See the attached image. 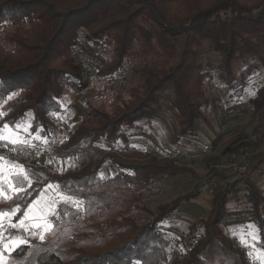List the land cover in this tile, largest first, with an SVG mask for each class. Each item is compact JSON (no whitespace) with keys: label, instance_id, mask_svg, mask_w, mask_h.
Listing matches in <instances>:
<instances>
[{"label":"trees","instance_id":"obj_1","mask_svg":"<svg viewBox=\"0 0 264 264\" xmlns=\"http://www.w3.org/2000/svg\"><path fill=\"white\" fill-rule=\"evenodd\" d=\"M0 27V103L22 92L5 105L4 120L16 125L32 113L33 132L47 127L62 109L66 89L77 83L74 58L82 37L99 52L103 62L97 75L103 79L122 70L134 48L145 57L128 101L113 112L91 104L67 129L56 152L73 166L60 174L28 165L41 179L11 205H0L3 211L26 207L51 183L84 203V210L60 203L54 233L12 252L10 264H253L247 249L233 243L221 226L233 183L215 194L201 230L175 237L162 223L199 192L178 196L156 211L142 206L155 179L174 175L178 167L155 155L141 162L123 158L116 143L165 106L178 117L177 138L194 134L200 110L195 99L204 95L207 78L217 77L239 92L248 76L264 68V0H0ZM205 41L220 56L215 70L202 56ZM237 61L243 65L239 74ZM28 159L19 157L24 164ZM108 161L120 170L105 177L101 168ZM246 184L264 250V196L254 183ZM134 207L150 218L140 224ZM22 216L18 212L16 219Z\"/></svg>","mask_w":264,"mask_h":264},{"label":"rangeland","instance_id":"obj_2","mask_svg":"<svg viewBox=\"0 0 264 264\" xmlns=\"http://www.w3.org/2000/svg\"><path fill=\"white\" fill-rule=\"evenodd\" d=\"M241 1L249 4L256 2ZM202 48V56L211 63V69L215 70L220 56L209 48L207 41L203 43ZM140 54L139 49L134 48L124 68L115 75L103 79L97 75L98 67L103 62L102 58L93 45L82 37L76 46L74 58L77 83L66 89L60 100L62 109L52 114L45 128H39L35 132L31 128L27 132L19 130L20 139L31 141L29 147L16 146L13 150V145L0 140V145L3 146L0 148V157L4 158L2 162L4 169L0 175H8L13 163L23 165L30 173L32 181L40 180L41 176L28 165H45L60 174L71 168L73 166L71 160L59 156L56 152L66 138L67 129L78 124L88 113L91 104L104 105L108 111L113 112L117 104L130 99L131 87L138 84L141 79L139 69L145 57ZM242 68L240 61L235 62L237 74ZM203 88L204 95L195 99L200 103V110L194 134L177 138V132L180 130L178 117L170 107L165 106L150 121L140 122L138 127L123 132L116 143V152L123 158L137 162H141L148 155H155L160 159L173 161L178 167L174 175L156 178L153 188L144 193L140 204L151 211H156L160 204L178 196L193 191L199 192L162 223V227L175 237L187 235L193 230H201L200 221L207 217L215 194L226 184L233 183L232 193L226 203V216L221 226L233 243L243 247L236 237L242 231L246 233L247 226L253 225L258 236L256 247L264 251L258 245L259 233L250 216L251 210L246 196L247 180L254 183L256 189L264 196V68L248 76L239 92L225 88L224 83L217 77L207 78ZM21 94L22 92L10 94L5 102L0 103V112L4 113L0 116V128L8 124L10 128L15 129V125H10L4 120L6 116L4 107ZM32 117V113H29L18 123L29 122L32 125ZM36 136H40L41 139H36ZM10 154L15 155V158L9 157ZM22 154L29 156L25 164L19 160ZM238 161V169L234 170L231 163ZM228 164L230 166L224 167ZM119 170L116 163L108 161L101 168V174L108 177ZM2 183L3 181H0V184ZM49 185L57 184L45 186L35 200L42 194L46 197L55 195V189H49ZM24 187L26 189L28 185L25 184ZM8 195L12 193L8 192ZM14 197L11 200H0V205H11ZM72 197L82 202L79 209L84 210L83 200ZM60 203L58 198L55 212ZM25 210L26 207H20V212L23 213ZM132 213L140 224L151 216L149 212L139 207H134ZM40 215L43 213L37 210V217ZM55 218L56 215L48 217V220L53 224ZM22 219L23 216L20 219L12 217L15 223ZM36 222H39L38 219L26 221L27 224ZM12 231L27 238L29 244L39 240L33 238L30 232ZM233 233H236V237ZM248 239L251 243V239ZM186 242L190 244L187 237ZM24 246L13 252H21ZM246 249L248 253L251 251L250 248ZM8 256L6 255V259ZM249 256L253 264H261L258 252H253Z\"/></svg>","mask_w":264,"mask_h":264},{"label":"snow or ice","instance_id":"obj_3","mask_svg":"<svg viewBox=\"0 0 264 264\" xmlns=\"http://www.w3.org/2000/svg\"><path fill=\"white\" fill-rule=\"evenodd\" d=\"M3 115L4 113L0 112V116ZM29 128H31L29 122H24L23 124L17 123L15 129L10 128L8 124H4L3 127L0 128V140L13 145V150H15L16 146L22 148L29 147L31 146V141L19 138V130L27 132ZM35 138L41 139L40 136H36ZM3 161L4 158L0 157V173H2L4 169ZM0 181H3V183L0 184V200H11L13 196L19 199L21 193L27 194L24 185L27 184L28 187L32 186L30 173L23 165L14 163L8 171V175H0ZM48 188L55 189V195L46 197L42 194L38 200L28 204L26 210L23 212L24 219L19 220V223L12 221V217L20 212L19 205L9 211L0 210V264H10V261L6 259V255H10L13 251L19 250L21 246L29 244L27 238L17 235L15 231L12 230L30 232L33 238L44 241L46 235L54 233V226L49 222L48 217H54L56 215L55 204L58 198L61 203L71 204L77 208L81 206V201L75 200L71 195L63 193L58 185H49ZM8 192H11L12 195H8ZM37 210L43 213V215L37 217ZM37 219L39 222L32 224L26 223V221H36ZM247 227L248 231L246 233L242 231L238 237H236V233H233V235L239 239L243 247L251 249L248 253L249 255H252L253 252H258V256L261 258V264H264V251H260L256 247L258 236L256 235L255 228L253 225ZM39 229H43V231H39ZM248 238L251 239V243Z\"/></svg>","mask_w":264,"mask_h":264},{"label":"built area","instance_id":"obj_4","mask_svg":"<svg viewBox=\"0 0 264 264\" xmlns=\"http://www.w3.org/2000/svg\"><path fill=\"white\" fill-rule=\"evenodd\" d=\"M231 164L234 165V170H237V169H238L239 161H238V162L231 163ZM227 166H230V164H228V165H224V167H227Z\"/></svg>","mask_w":264,"mask_h":264}]
</instances>
